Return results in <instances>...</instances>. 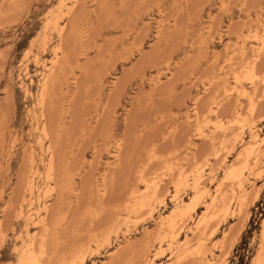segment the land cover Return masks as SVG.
<instances>
[{"label": "rangeland", "instance_id": "rangeland-1", "mask_svg": "<svg viewBox=\"0 0 264 264\" xmlns=\"http://www.w3.org/2000/svg\"><path fill=\"white\" fill-rule=\"evenodd\" d=\"M262 28L264 0H0V264H25L29 253L41 264H80L79 254L82 264H264ZM246 148L248 160L261 157L244 176L239 213L226 176ZM199 192L174 230L161 225L175 199ZM214 194L225 204L198 227ZM199 246L205 257L191 253Z\"/></svg>", "mask_w": 264, "mask_h": 264}, {"label": "bare ground", "instance_id": "bare-ground-1", "mask_svg": "<svg viewBox=\"0 0 264 264\" xmlns=\"http://www.w3.org/2000/svg\"><path fill=\"white\" fill-rule=\"evenodd\" d=\"M228 1V0H227ZM223 4V3H222ZM67 11V10H66ZM67 14V13H66ZM64 27V26H63ZM259 27V26H258ZM59 28V27H58ZM61 28V27H60ZM229 28V27H228ZM262 29H264V28H262ZM250 31V30H249ZM256 32L257 31H255V34H256ZM262 34H264V33H262ZM208 36V35H207ZM254 36H256V35H254ZM253 36V38L255 39V37ZM261 36V35H260ZM212 38V37H211ZM246 38V37H245ZM251 39V38H250ZM253 39V40H254ZM261 39V38H260ZM259 39V40H260ZM262 39H264V37H262ZM247 40V39H246ZM249 41V40H248ZM241 42H242V40H241ZM245 42V41H244ZM255 42V41H254ZM260 42H262V41H260ZM258 43V42H257ZM236 45V44H235ZM241 45V44H240ZM251 46V45H250ZM58 47V46H57ZM227 47V46H226ZM234 47V46H233ZM258 47V46H257ZM261 47H264V45H262ZM261 47H259L260 49H261ZM59 48V47H58ZM241 48H243V47H241ZM251 48V47H250ZM259 48H257V49H259ZM59 49H61V48H59ZM262 49H264V48H262ZM261 49V50H262ZM58 49H55V52L57 51ZM255 50H256V48H255ZM253 51V50H252ZM251 51V52H252ZM259 51V50H258ZM262 51H264V50H262ZM254 53H255V51H253ZM261 53V52H260ZM55 54V53H54ZM241 54V53H240ZM53 55V54H52ZM63 55V54H62ZM253 55V54H252ZM257 55V54H256ZM54 56V55H53ZM52 56V57H53ZM243 56V55H242ZM260 56V55H259ZM56 57V56H55ZM61 58H62V56H61ZM256 58V57H255ZM52 60V59H51ZM50 60V61H51ZM57 60V59H56ZM49 61V62H50ZM54 61V60H53ZM53 61H51L52 62V64H53ZM247 61V60H246ZM250 62H252V61H250ZM255 62V60L253 61V63ZM230 63V62H229ZM56 64H57V61H56ZM216 64V63H215ZM228 64V63H227ZM236 64H238V63H236ZM248 64V63H247ZM54 65V64H53ZM35 66V65H34ZM51 66V65H50ZM55 66V65H54ZM245 66H248V65H245ZM47 67V66H46ZM48 68H49V66H48ZM46 69V68H45ZM50 69V68H49ZM257 69V68H256ZM235 70V69H234ZM248 72H250L251 73V75L252 76H254V71H255V64H251L249 67H248ZM53 71H54V69H53ZM241 72V71H240ZM53 73V72H52ZM262 73V72H261ZM248 74V73H247ZM256 74V73H255ZM51 75V74H50ZM53 75V74H52ZM235 75V74H234ZM241 75V74H240ZM249 75V74H248ZM252 76H250V78H252ZM235 77V76H234ZM50 79V77H49V75H48V77H47V79ZM241 78V77H240ZM240 78H238V80L240 79ZM257 78V77H256ZM234 79V78H233ZM237 79V78H236ZM243 79V78H242ZM255 80V78H252V80H251V82H255L254 81ZM46 80H44V82H45ZM54 81V80H53ZM234 81V80H233ZM235 81H237V80H235ZM262 81H264V80H262ZM261 81V82H262ZM50 82V81H49ZM53 83V82H52ZM228 83V82H227ZM233 83H236V82H233ZM258 83V82H257ZM51 84V83H50ZM237 84V83H236ZM46 85V84H45ZM48 85V84H47ZM230 85V84H229ZM229 85H227L228 87H229ZM234 85V84H233ZM242 85V84H241ZM255 85H256V83H255ZM240 86V85H239ZM239 86H237V85H234V86H232V88L229 90L228 89V91L231 93V92H235L236 94H237V96H246V92H245V90H244V88H243V86H242V88H240ZM44 87V86H43ZM47 87V86H46ZM46 87H44L42 90H44ZM48 88V87H47ZM230 88V87H229ZM226 89H227V87H226ZM252 89H253V87H252ZM41 91V90H40ZM45 91H46V89H45ZM48 91V90H47ZM225 91V90H224ZM42 92V91H41ZM49 92V91H48ZM48 92H45V93H48ZM248 92V91H247ZM250 92V91H249ZM43 93V92H42ZM226 93V92H225ZM229 93V94H230ZM39 94V93H38ZM41 95V94H40ZM49 95V94H48ZM228 95V94H227ZM226 95V96H227ZM248 95V94H247ZM236 96V97H237ZM244 96V97H245ZM250 96V95H249ZM241 97H237V98H241ZM236 98V99H237ZM250 98H251V96H250ZM243 99V98H242ZM252 100V99H251ZM248 101L250 102V100L248 99ZM255 101H253L252 103H254ZM41 104V103H40ZM216 104V103H215ZM215 104H214V106H215ZM250 104V103H249ZM255 104V103H254ZM242 105V104H241ZM250 106V105H249ZM217 107V106H216ZM256 108V107H255ZM44 109V108H43ZM249 109V108H248ZM209 110H211V109H209ZM254 110V105L252 104L251 105V111H253ZM43 111V110H42ZM195 111V110H194ZM253 112H255V111H253ZM215 113H217V109H216V112ZM240 113V112H239ZM238 113V114H239ZM194 114H195V112H194ZM201 114V113H200ZM212 114H213V111H212ZM236 115V116H239V115ZM47 115V114H46ZM216 115V114H215ZM218 115V114H217ZM43 116V115H42ZM43 117H45V116H43ZM200 117V116H199ZM202 117V116H201ZM197 118V117H196ZM195 118V119H196ZM244 118V117H243ZM205 119V118H204ZM251 119V118H250ZM44 120H46V119H44ZM197 120V119H196ZM220 120V119H219ZM241 121H242V119H241ZM45 122V121H44ZM217 122V121H216ZM221 122V121H220ZM46 123H47V121H46ZM195 123H196V121H195ZM44 124V123H43ZM42 124V125H43ZM198 124V123H197ZM216 124H218V123H216ZM220 124V123H219ZM222 124V123H221ZM221 124H220V126H221ZM47 126H48V124H47ZM200 126V125H199ZM215 126V125H214ZM252 126V125H251ZM43 127V126H42ZM197 127V126H196ZM219 127V126H218ZM220 128V127H219ZM222 128V127H221ZM220 128V129H221ZM202 129V128H201ZM217 129V128H216ZM48 130V129H47ZM200 130V129H199ZM250 130V129H249ZM200 131H202V130H200ZM241 131V130H240ZM41 132H43V131H41ZM197 132V131H196ZM203 133H204V131H202ZM211 132V131H210ZM219 132V131H218ZM222 132V131H221ZM244 132V131H243ZM49 133V132H48ZM225 133H226V131H225ZM242 133V132H241ZM44 134V133H43ZM198 134V133H197ZM45 135V134H44ZM201 135V134H200ZM228 135V134H227ZM46 136V135H45ZM44 136V137H45ZM202 136V135H201ZM215 136V135H214ZM221 136H222V134H221ZM48 136H46V138H47ZM239 137V136H238ZM45 138V139H46ZM255 138H258V135L257 134H255L254 135V140H256ZM262 138H264V137H262ZM226 140V139H225ZM221 141V140H220ZM262 143H264V141H261ZM261 143V144H262ZM49 144V143H48ZM218 144V143H217ZM258 144V143H257ZM50 145V144H49ZM223 146V145H222ZM49 147V146H48ZM118 147V146H117ZM227 147V146H226ZM226 147H225V149H226ZM232 147V146H231ZM48 149V148H47ZM51 149V148H50ZM54 149V148H53ZM52 149V150H53ZM224 149V148H223ZM252 149V148H251ZM254 150V149H253ZM54 151V150H53ZM47 152V151H46ZM55 152V151H54ZM119 152V151H118ZM219 152V151H218ZM252 151H250L249 150V148H246V150L244 151V153L242 154L241 153V157H242V155L244 156V158H247L246 159V161H245V163H243V165L239 168V169H236V170H234L233 168L234 167H232V169L230 168V170L229 171H227L228 172V174H227V176H226V178L227 179H229V180H234L235 181V185H236V187L234 188L233 187V189H230V187L229 186H227V187H229V188H226V191H227V189H230L229 191L231 192L230 194H232V196H233V198H231L230 200L231 201H229V204L231 205V204H233V203H235L236 205H238V212H239V210H240V206H241V200H240V197L242 196L243 198H244V196H243V194H244V191H245V185H244V182H243V180H245L244 178V176H245V174H246V176H247V174L252 170V168L256 165L257 166V163L258 162H260L259 161V159H260V157H261V150H258L255 154H253L252 155V157L248 160V156L249 155H251L250 153H251ZM120 153V152H119ZM117 154V153H116ZM214 154V153H213ZM53 155H56V154H53ZM217 155V154H216ZM220 155H222V154H220ZM226 155V154H225ZM238 155H240V154H238ZM219 156V155H218ZM119 157V156H118ZM211 157V156H210ZM54 158H56L57 159V157H53L52 156V153H51V155H49V157H48V170H49V173H46L47 175L45 176V178L47 177V179H51V175H52V172H53V170L55 169V166L57 165V162L55 161L54 162ZM222 158V157H221ZM220 158V159H221ZM226 158V157H225ZM55 159V160H56ZM207 160V159H206ZM247 161H249V162H247ZM205 162H207V161H205ZM54 163H56V165L54 164ZM198 163V162H197ZM225 163V162H224ZM242 163V162H241ZM196 164V163H195ZM199 164V163H198ZM55 165V166H54ZM182 165V164H181ZM193 165V164H192ZM57 167V166H56ZM198 167V166H197ZM184 168V167H183ZM190 168V170H192L191 168H192V166H190L189 167ZM238 168V167H237ZM257 168V167H256ZM56 170H57V168H56ZM178 170V169H177ZM179 170H181V169H179ZM187 171H188V169H186ZM204 170V169H203ZM31 171H33V170H31ZM184 171V170H183ZM193 171H195L194 169H193ZM192 171V172H193ZM253 171V170H252ZM30 172V171H29ZM57 172V171H56ZM138 172V171H137ZM168 172V171H167ZM169 172H170V169H169ZM171 172H172V168H171ZM191 172V171H190ZM189 172V173H190ZM38 173V172H37ZM140 173H141V171H140ZM184 173H186V172H184ZM260 173V172H259ZM57 174V173H56ZM175 174H176V176L178 175L177 174V172L175 171ZM182 174V173H181ZM197 174V173H196ZM200 174V173H199ZM211 174H213V173H211ZM30 175V174H29ZM106 175V174H105ZM139 175V174H138ZM191 175V174H190ZM208 175V174H207ZM141 176H142V174H141ZM188 176V175H187ZM196 176V175H195ZM250 176H251V174H250ZM249 176V177H250ZM257 176V175H256ZM33 177V176H32ZM54 177H55V175H54ZM76 177V176H75ZM103 177V176H102ZM106 177V176H105ZM140 177V176H139ZM138 177V178H139ZM172 177V176H171ZM182 177V176H181ZM181 177L179 176V178L181 179ZM211 177V176H210ZM28 178V177H27ZM56 178V177H55ZM143 178H144V176H143ZM170 178V177H169ZM173 178V177H172ZM185 178V177H184ZM187 178V177H186ZM193 178V177H192ZM32 179V178H31ZM46 179V180H47ZM68 179H69V177H68ZM175 179V178H174ZM188 179V178H187ZM195 179V178H194ZM204 179V178H203ZM207 179V178H206ZM227 179H226V181H227ZM27 180V179H26ZM54 180H56V179H54ZM73 180V179H72ZM103 180H104V178H103ZM102 180V181H103ZM139 180V179H138ZM153 180V179H152ZM154 180H156V178H154ZM153 180V181H154ZM185 180V179H184ZM225 180V179H224ZM74 181V180H73ZM150 181V180H149ZM158 181V180H157ZM170 181H171V179H170ZM178 181V179L177 180H175V182H177ZM182 181V180H181ZM195 181V183L194 184H192V185H194V186H197L196 184H198L199 183V178L197 177V179L196 180H194ZM204 181H206V180H204ZM234 181H233V183H234ZM142 182V181H141ZM143 182H144V179H143ZM155 182V181H154ZM193 182V181H192ZM201 182V181H200ZM81 183V182H80ZM104 183V182H103ZM148 183V182H147ZM146 183V181H145V186H146V188L148 187V184ZM150 183V182H149ZM159 183V182H158ZM157 183V184H158ZM169 183H171V182H169ZM173 183V182H172ZM179 183V182H178ZM183 183V182H182ZM231 183V182H230ZM253 183V182H252ZM29 184V183H28ZM102 184V183H101ZM105 184V183H104ZM139 184V183H138ZM156 184V186L158 187V185ZM160 184V183H159ZM176 184V183H175ZM201 184V183H200ZM203 184V183H202ZM81 185V184H80ZM97 185V184H96ZM103 185V184H102ZM142 185V184H141ZM151 185V184H150ZM150 185H149V187H150ZM152 185H154V184H152ZM171 185V184H170ZM178 185V184H177ZM176 185V186H177ZM185 185H187V183L185 184ZM199 185V184H198ZM220 185V184H219ZM230 185V184H229ZM234 185V186H235ZM68 186H69V184H68ZM70 186H72V185H70ZM105 186V185H104ZM173 186V185H172ZM200 186V185H199ZM232 186V185H231ZM30 187H31V185H30ZM29 187V188H30ZM51 187V186H50ZM99 187V186H98ZM97 187V190H99V189H101V188H98ZM103 187V186H102ZM165 187H166V184H165ZM164 187V188H165ZM198 187V186H197ZM196 187V188H197ZM201 187V186H200ZM224 187V186H223ZM253 187H254V185H253ZM252 187V188H253ZM48 188V187H47ZM52 188V187H51ZM53 188H55V185L53 186ZM57 188V187H56ZM67 188V187H66ZM65 188V189H66ZM71 188V187H70ZM72 188H73V186H72ZM80 188V187H79ZM137 188H138V186H137ZM145 188V187H144ZM175 188V187H174ZM180 188V187H179ZM183 188V187H182ZM192 188V187H191ZM214 188H216V187H214ZM218 188H220V189H218V190H221L222 189V186L221 187H218ZM33 189V188H32ZM139 189V188H138ZM148 189V188H147ZM150 189V188H149ZM154 189H155V187H154ZM162 189V188H161ZM165 189H168V188H165ZM193 189V188H192ZM48 190V189H47ZM70 190V189H69ZM72 190V189H71ZM80 190V189H79ZM133 190V189H132ZM185 190V189H184ZM251 190V189H250ZM52 191V190H51ZM57 191V190H56ZM74 191V190H73ZM100 191V190H99ZM137 191V190H136ZM139 191V190H138ZM142 191V190H141ZM144 191H145V189H144ZM143 191V192H144ZM157 191V190H156ZM162 191H163V193H164V189H162ZM162 191H160V192H162ZM166 191V190H165ZM202 191V190H201ZM204 191V190H203ZM222 191V190H221ZM252 191V190H251ZM32 192V191H31ZM46 192V191H45ZM48 192V191H47ZM54 192V191H53ZM149 192H150V190H149ZM159 192V191H158ZM166 192H168V191H166ZM170 192V191H169ZM178 192V191H177ZM228 192V191H227ZM253 192V191H252ZM100 193V192H99ZM148 193V192H147ZM146 193V194H147ZM151 193V195L153 194L152 193V191L150 192ZM201 192H199V194H200ZM222 193H224L223 191H222ZM246 193V192H245ZM251 193V192H250ZM250 193H246V194H250ZM139 194V193H138ZM143 194V193H142ZM145 194V195H146ZM154 194H156V193H154ZM198 193L196 194V195H193V197H190V200L189 201H187L186 203H184V205H183V201L182 200H176L175 199V201H174V208H173V211L172 212H170L171 213V215H169L166 219H162L161 220V225H166L167 226V229L169 228V229H171V230H174L173 228L176 226L175 224H174V222H175V220H176V218H184L185 216H189L190 215V211L191 210H195V207L196 206H198L197 204L199 203L198 202V200H199V198H200V196H201V194L199 195ZM228 194H229V192H228ZM44 195V194H43ZM46 195V194H45ZM128 195V194H127ZM131 196L130 197H133L132 199H135V205H136V209H137V207L138 208H141V207H143L144 206V204H143V199H145V198H143V197H145V196H141V195H137V192H133V193H131L130 194ZM149 194H147V199L148 198H150L151 196H148ZM163 195V194H162ZM162 195H161V197H162ZM219 195H221V194H219ZM223 195H225V194H223ZM223 195H221L222 197H223ZM251 195V194H250ZM176 195L174 194V196L173 197H175ZM231 196V197H232ZM153 197V196H152ZM210 197V196H209ZM220 197V196H219ZM218 198V197H215V194H214V197H212L211 198V200H210V202H208L207 204H205L206 205V211H207V215L206 214H204L203 216H201L199 219H197V221L195 222L196 223V225L199 227H201V226H206V222H207V216H209L210 214H208L209 213V211L212 209V208H214V206H215V204L217 203V204H219V203H224L225 204V198L223 197V198ZM241 197V198H242ZM249 197V196H248ZM58 198V197H57ZM128 198V197H127ZM205 198V197H204ZM246 198V197H245ZM75 199H77L76 197H75ZM227 199L228 198H226V201H227ZM248 198H246V200H247ZM55 200V199H54ZM154 200V199H153ZM156 200V199H155ZM250 200V199H249ZM56 201V200H55ZM146 201V200H145ZM248 201V200H247ZM246 201V202H247ZM57 202V201H56ZM127 202H129V200L127 201ZM134 202V201H133ZM161 202H162V199H161ZM245 202V201H244ZM243 202V203H244ZM249 202V201H248ZM147 203H149V202H147ZM164 203V202H163ZM126 204V203H125ZM129 204V203H128ZM133 204V203H132ZM216 204V205H217ZM249 204V203H248ZM53 205H54V203H53ZM158 205V204H157ZM160 205V204H159ZM220 205V204H219ZM218 205V206H219ZM226 205H227V202H226ZM121 206V205H120ZM146 206H147V204H146ZM151 206V205H150ZM217 206V207H218ZM125 207V206H124ZM127 207H129V206H127ZM132 207V206H131ZM221 207V206H220ZM224 207H226V206H224ZM230 207V206H229ZM229 207H227V209H226V211H228L230 208ZM235 207V206H234ZM237 207V206H236ZM245 208V205L244 206H242V208ZM147 208V207H146ZM219 208V207H218ZM229 208V209H228ZM246 208H247V206H246ZM119 210H120V208H118ZM125 209V208H124ZM132 209V208H131ZM143 209V208H142ZM149 209H152V208H149ZM154 209V208H153ZM222 209H223V207H222ZM116 210V209H115ZM127 210H128V208L126 209V211L124 210V212H127ZM147 211H148V209H146ZM223 210H225V209H223ZM233 210V209H232ZM245 210V209H244ZM22 211V210H21ZM117 211V210H116ZM121 211V210H120ZM136 211V210H135ZM213 211L214 210H212V213H213ZM235 211V210H234ZM233 211V212H234ZM123 212V213H124ZM134 212V211H133ZM133 212H131V213H133ZM140 212V211H139ZM146 212V211H145ZM190 212V213H189ZM204 213H205V211H203ZM221 211H219V213H220ZM224 212V211H223ZM229 212V211H228ZM241 212H242V210H241ZM47 213V212H46ZM49 213H50V211L48 212V215H49ZM122 213V212H121ZM128 213V212H127ZM143 213V212H142ZM226 213V215H227V212H225ZM240 213V212H239ZM117 214H119V213H117ZM116 213H115V215H117ZM144 214V213H143ZM220 214H222V213H220ZM243 214V213H242ZM47 215V214H46ZM47 215V217H49ZM115 215H114V217H115ZM225 215V216H226ZM239 215V214H238ZM120 216V215H119ZM135 216H136V213H135ZM147 216H149V215H147ZM217 216V215H216ZM224 216V215H223ZM240 216H241V214H240ZM239 216V217H240ZM244 216V215H243ZM95 217V216H94ZM118 217V216H117ZM117 217H116V219H117ZM130 217V216H129ZM146 217V216H145ZM212 217H214V215L212 216ZM220 217H221V215H220ZM128 217H126V219H127ZM140 218V217H139ZM143 218H144V216H143ZM189 217H187V219H188ZM190 218H191V216H190ZM210 218V217H209ZM209 218H208V220H209ZM223 218V217H222ZM224 218H226V217H224ZM223 218V219H224ZM44 219H45V217H44ZM43 219V220H44ZM48 219V218H47ZM112 219H114V218H112ZM141 219V218H140ZM139 219V220H140ZM187 219H185L186 221H187ZM214 219H216V218H214ZM221 219V218H220ZM41 220V219H40ZM41 221L42 223H44V221ZM46 220V219H45ZM50 220V219H49ZM53 220V219H52ZM93 220V219H92ZM136 220H138L137 218H136ZM218 218H217V224L218 225H220L219 223H221L220 222V220H219V223H218ZM222 220V219H221ZM239 220H240V218H239ZM114 221H115V219H114ZM113 221V222H114ZM121 221H122V219H121ZM129 221V220H128ZM189 221V220H188ZM192 221V220H191ZM215 221V220H214ZM46 222L48 223H50L51 221H47L46 220ZM116 222H117V220H116ZM213 222V221H212ZM211 222V223H212ZM237 222H239L238 220H237ZM60 223H62L61 221H60ZM59 223V224H60ZM105 223V222H104ZM119 223H120V220H119ZM118 223V224H119ZM185 223V222H184ZM188 223V222H187ZM211 223H210V226H211ZM214 223V222H213ZM36 224V223H35ZM58 224V225H59ZM106 224V223H105ZM113 224V223H112ZM117 224V225H118ZM121 224H122V222H121ZM123 224H125V223H123ZM178 224V223H177ZM186 224V223H185ZM42 225V224H41ZM47 224H44V226H46ZM49 225V224H48ZM50 225H53V227H54V225L55 224H50ZM175 225V226H174ZM207 225H208V223H207ZM111 226H113V225H111ZM160 226V225H159ZM182 226H183V224H182ZM209 226V227H210ZM215 226H216V224H215ZM42 227V226H41ZM56 227V226H55ZM54 227V228H55ZM158 226H156V228H157ZM184 227V226H183ZM183 227H181V229L183 228ZM190 227V226H189ZM213 227H214V225H213ZM51 229H52V227H50ZM108 228V227H107ZM117 228V227H116ZM155 228V229H156ZM164 228V227H163ZM207 228V227H206ZM212 228V227H211ZM214 228H216V227H214ZM214 228H212V229H214ZM42 229V228H41ZM43 229H44V227H43ZM51 229H50V231L49 232H51ZM94 229V228H93ZM118 229H120V228H118ZM180 229V228H179ZM197 229H199V228H197ZM197 229H196V231H197ZM211 230L210 228H207V230ZM217 229V228H216ZM60 230V229H59ZM111 230V229H110ZM109 230V231H110ZM116 230V229H115ZM114 230V231H115ZM205 229H203V230H201V231H204ZM206 230V231H207ZM114 231H112V232H114ZM150 231V230H149ZM156 231H158V228H157V230ZM182 231V230H181ZM180 231V232H181ZM189 231V230H188ZM191 231V230H190ZM196 231H195V233H196ZM199 231V230H198ZM212 231V230H211ZM211 231H208V233L209 232H211ZM214 231H216L215 229H214ZM230 231V230H229ZM54 232V231H53ZM93 232H95V231H93ZM103 232H105V230L103 231ZM155 232V231H154ZM107 233V232H106ZM105 233V234H106ZM118 233H119V231H118ZM126 233V232H125ZM150 233V232H149ZM157 233V232H156ZM170 233H172L173 234V232H170ZM201 233V232H200ZM230 233V232H229ZM93 234V233H92ZM114 234V233H113ZM152 234V233H151ZM169 234V233H168ZM171 234V235H172ZM197 234V233H196ZM203 234V233H202ZM40 235H42V233H40ZM57 235V234H56ZM59 235H60V233H59ZM96 235V234H95ZM99 235L101 236V234L99 233ZM99 235H98V237H99ZM103 235H104V233H103ZM144 235V234H143ZM153 235V234H152ZM159 235V234H158ZM194 236H195V234H193ZM207 235H209V234H207ZM206 234L204 235L205 237L207 236ZM213 235V234H212ZM211 235V236H212ZM37 236H39V235H37ZM105 236V235H104ZM109 236V235H108ZM148 236V235H147ZM155 236H157V235H154V237ZM163 236V235H162ZM166 236V235H165ZM176 236V235H175ZM178 236V235H177ZM202 236V235H201ZM57 237V236H56ZM89 237V236H88ZM96 237V236H95ZM146 237V236H145ZM149 237V236H148ZM159 237V236H158ZM169 237V236H168ZM172 237V236H171ZM170 237V238H171ZM151 238H153V236L152 237H150V239ZM176 238V237H175ZM175 238H173V239H175ZM197 238V237H196ZM209 238H210V236H209ZM233 238V237H232ZM4 239V238H3ZM38 239V238H37ZM58 239V238H57ZM90 239V238H89ZM109 239V238H108ZM166 240H167V238H165ZM172 239V238H171ZM40 247H39V249H41L42 251H44V249L46 248V238L44 237V236H42L41 238H40ZM59 240V239H58ZM103 240V239H102ZM104 240H106V239H104ZM103 240V241H104ZM186 240V239H185ZM185 240H184V242H185ZM188 240H189V237H188ZM187 240V241H188ZM195 240H197V239H195ZM48 241V240H47ZM102 241V242H103ZM152 241V240H151ZM153 241H155V240H153ZM159 241H161V240H159ZM186 241V242H187ZM228 241V240H227ZM231 241V240H230ZM97 242H99V240L97 241ZM92 243V242H91ZM233 243V242H232ZM104 244V243H103ZM160 244V243H159ZM172 244V243H171ZM185 244V243H184ZM191 244V243H190ZM57 245V244H56ZM95 245V247H96V244H94ZM223 245V244H222ZM228 245V244H227ZM52 246V245H51ZM90 246V245H89ZM98 246V245H97ZM104 246V245H103ZM102 246V247H103ZM197 246V245H196ZM216 246V245H215ZM233 246V245H232ZM47 247H49V245L47 246ZM55 247V246H54ZM53 247V248H54ZM101 247V248H102ZM158 247H160V246H158ZM170 247V246H169ZM184 247V246H183ZM202 247H204V246H202ZM225 247V246H224ZM231 247V246H230ZM50 248V247H49ZM52 248V247H51ZM56 248V247H55ZM184 248H186V247H184ZM195 248V247H194ZM227 248V247H226ZM226 248H224V249H226ZM85 250H86V248H84ZM150 247H149V250H148V248H147V250L148 251H150ZM153 249V248H152ZM160 249V248H159ZM168 249V248H167ZM170 249V248H169ZM183 249V248H182ZM162 250V253H163V249H161ZM205 250V249H204ZM227 250V249H226ZM39 251V250H38ZM54 251V250H53ZM73 251H75V250H73ZM72 251V252H73ZM78 251V250H77ZM158 251V250H157ZM156 251V252H157ZM160 251V250H159ZM158 251V252H159ZM192 251H194L193 253L195 254L194 256H197V258H198V256H206V254H204L203 253V251L201 250V246H199V247H197V248H195V250L192 248L191 249V253H192ZM211 251V250H210ZM209 251V252H210ZM76 252V251H75ZM79 252H82V251H79ZM94 250H93V254H94ZM122 252V251H121ZM228 252V251H227ZM77 253V252H76ZM96 253V252H95ZM99 253V252H98ZM161 253V254H162ZM186 253H188V252H186ZM224 253V252H223ZM226 253V252H225ZM262 253V252H261ZM48 254V253H47ZM92 254V255H93ZM147 254V253H146ZM185 254V253H184ZM183 254V255H184ZM213 253H211V255H212ZM76 256H77V254H75ZM74 255V256H75ZM114 255H115V253H114ZM116 255H118V254H116ZM157 255V254H156ZM186 255V254H185ZM184 255V256H185ZM188 256L190 255V254H187ZM45 256V255H44ZM79 256L81 257V258H79L80 260H78L79 261V263L80 264H82L83 263V261H84V259H85V257H84V254L81 256L80 254H79ZM87 256V255H86ZM146 256V255H145ZM144 256V257H145ZM159 256V255H158ZM182 256V255H181ZM191 256V255H190ZM220 256V255H219ZM180 257V256H179ZM260 257V256H259ZM262 257H264V255H262ZM50 258V257H49ZM71 258V257H70ZM153 258V257H152ZM155 258V257H154ZM183 258V257H182ZM192 259H193V255H192V257H191ZM190 258V259H191ZM211 258H212V256H211ZM76 259V258H75ZM78 259V258H77ZM178 259H181V257L180 258H178ZM71 260V259H70ZM70 260H68V261H70ZM184 260H185V258H184ZM189 260V259H188ZM194 260V259H193ZM197 261H198V259H196ZM67 261V260H66ZM67 261V262H68ZM73 261V260H72ZM71 261V263L73 264V262ZM77 261V262H78ZM148 261V260H147ZM153 261H154V259H153ZM179 261H182V260H179ZM179 261H178V263H179ZM199 261H200V259H199ZM202 261V260H201ZM200 261V262H201ZM209 261V260H208ZM218 261H219V257H218ZM258 261V260H257ZM24 262H25V264H41V262H40V259H39V257L37 256V255H35V254H33V253H29V255L27 256V258L24 260ZM65 262V261H64ZM67 262H66V264H67ZM75 262V261H74ZM149 262H151V261H149ZM184 262V261H183ZM220 262V261H219ZM223 262V261H222ZM69 263V262H68ZM107 263V262H106ZM152 263V262H151ZM177 263V264H178ZM180 263H182V262H180ZM197 263H199V262H197ZM202 263V262H201ZM212 263V262H211ZM216 263H217V261H216ZM216 263H214V264H216ZM225 263V262H224ZM70 264V263H69ZM77 264V263H76ZM147 264V263H146ZM150 264V263H149ZM175 264H176V261H175ZM206 264H208V262L206 263ZM219 264V263H218Z\"/></svg>", "mask_w": 264, "mask_h": 264}]
</instances>
